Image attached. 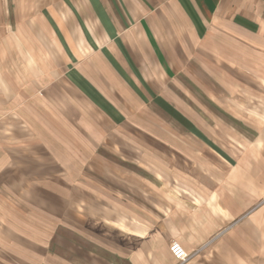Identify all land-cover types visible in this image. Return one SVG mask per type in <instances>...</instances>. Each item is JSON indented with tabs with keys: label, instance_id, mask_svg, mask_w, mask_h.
Wrapping results in <instances>:
<instances>
[{
	"label": "crops",
	"instance_id": "0c3cea01",
	"mask_svg": "<svg viewBox=\"0 0 264 264\" xmlns=\"http://www.w3.org/2000/svg\"><path fill=\"white\" fill-rule=\"evenodd\" d=\"M264 264V0H0V264Z\"/></svg>",
	"mask_w": 264,
	"mask_h": 264
},
{
	"label": "built area",
	"instance_id": "2783aa9c",
	"mask_svg": "<svg viewBox=\"0 0 264 264\" xmlns=\"http://www.w3.org/2000/svg\"><path fill=\"white\" fill-rule=\"evenodd\" d=\"M169 251L173 258L177 261V264L184 263L189 257L183 246L176 240H173L169 244Z\"/></svg>",
	"mask_w": 264,
	"mask_h": 264
}]
</instances>
